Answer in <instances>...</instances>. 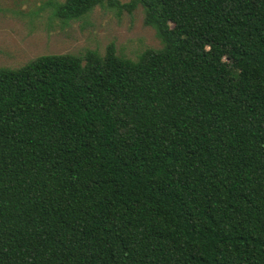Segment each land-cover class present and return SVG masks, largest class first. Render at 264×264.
I'll list each match as a JSON object with an SVG mask.
<instances>
[{
	"label": "trees",
	"instance_id": "obj_1",
	"mask_svg": "<svg viewBox=\"0 0 264 264\" xmlns=\"http://www.w3.org/2000/svg\"><path fill=\"white\" fill-rule=\"evenodd\" d=\"M103 4L162 48L0 68V264H264V0Z\"/></svg>",
	"mask_w": 264,
	"mask_h": 264
},
{
	"label": "rangeland",
	"instance_id": "obj_2",
	"mask_svg": "<svg viewBox=\"0 0 264 264\" xmlns=\"http://www.w3.org/2000/svg\"><path fill=\"white\" fill-rule=\"evenodd\" d=\"M65 0H0V68L16 69L43 55L104 56L109 45L115 54L137 61L146 50L162 43L144 23V10L132 12L95 7L77 20L54 16V5ZM120 4L131 0H117Z\"/></svg>",
	"mask_w": 264,
	"mask_h": 264
}]
</instances>
